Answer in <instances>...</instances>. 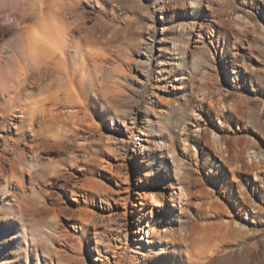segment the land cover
I'll list each match as a JSON object with an SVG mask.
<instances>
[{
  "label": "rangeland",
  "instance_id": "1",
  "mask_svg": "<svg viewBox=\"0 0 264 264\" xmlns=\"http://www.w3.org/2000/svg\"><path fill=\"white\" fill-rule=\"evenodd\" d=\"M87 1L62 0L64 5L56 7L63 6L60 12H65L66 27L83 25L78 29L95 36L90 49L97 51L96 57L101 56L96 59L99 66H94L95 75L103 80L114 101L108 106L110 109L87 114V123L83 121L84 113L75 119L76 124L70 122V135L47 145L35 162L41 164L20 166V179L25 186L34 180L46 182L44 190H50V195L45 191L43 198V194L41 199L37 196L42 205L41 201H34L37 198L31 191L25 194V211H21L24 214L17 217L19 221L11 225V230L14 232L15 226L23 228L25 236L33 238L36 251L28 254L23 250L25 246L18 250L15 243L10 264H129L131 259L133 264H145L142 254L131 251L137 233L130 230V215L123 216L122 208L130 209V199L136 196L134 189L145 193L153 189L164 194L159 207L153 206L158 231L153 249H158L169 226L159 216L172 210L170 185L175 179L187 192L184 201H189L183 205L189 216L185 214L182 225L175 221L170 235L177 236L181 230L195 226L198 233L209 231L210 247L217 251L207 264H264V215L253 218L249 214L254 206H260L264 187V0H199L201 18H192L191 11L182 13L190 0H98L95 7ZM67 2L72 6L67 7ZM195 20L197 25L188 32L183 45L174 49L175 24L190 27ZM199 22L209 26L210 33L199 36ZM163 26L166 29L162 33ZM8 40L10 43L12 39ZM57 82V73L50 74L46 90L47 86L49 91L55 90ZM112 86L119 88V93L111 91ZM193 110L199 115L197 120ZM107 111L125 119L127 134L121 136L110 128ZM148 118L155 122V136L162 139L161 149L165 153L169 147L170 151L173 149L177 160L174 163L168 157L157 171L153 166L146 167V154L137 152L135 147L139 126L144 138L152 132L145 121ZM119 119L120 125L123 120ZM169 138L174 140L172 145ZM2 146L0 142V150ZM24 153L28 155L27 149ZM137 154L140 161H136ZM10 156L8 153L5 160H0L3 170H7ZM95 161L102 163L95 165ZM70 170L80 176L87 174L80 177L81 183L86 179L83 196L72 195L64 188L63 180ZM127 195L129 198L124 200ZM216 202L224 208L223 212H230V222L225 223L227 216L216 215ZM25 205L33 206L28 209ZM108 205L114 210L109 211ZM150 211L147 207L149 218ZM137 212V219L145 227L151 224L149 218L142 221L143 214ZM221 221L227 225L223 228L227 230L225 234L223 229L217 234L216 224ZM82 223L90 226L84 234L80 231ZM90 224L99 226L102 232L93 236ZM119 224L128 228L126 235L116 234ZM96 238L120 248L114 254L100 245L97 250ZM75 242H79V248ZM3 257L0 250V264H4Z\"/></svg>",
  "mask_w": 264,
  "mask_h": 264
},
{
  "label": "bare ground",
  "instance_id": "2",
  "mask_svg": "<svg viewBox=\"0 0 264 264\" xmlns=\"http://www.w3.org/2000/svg\"><path fill=\"white\" fill-rule=\"evenodd\" d=\"M198 1L199 0H190L188 6H183L184 8L182 13L187 15V13L189 14L191 11L192 18H201L202 13L198 9ZM87 2L90 7L99 5L98 0H88ZM57 4L58 6L60 4L64 5L62 0L59 2L56 0H0V132L3 133H0V142L3 143L0 150V160H5V155L8 153L12 154V156H10L11 158L7 161V170L0 168L2 169L0 171V250L4 255V264L11 263L12 260H10V256L13 257L15 248L21 250V247L25 246L23 250H25L28 254L36 251L35 244L32 241L33 238H31V236L26 237V233L24 234L22 231L23 228L21 230V227L19 228L18 226H15V231L12 232L11 225L16 221H19V219L17 220L18 216L20 217L21 214H24L21 211H25L23 209V198L25 194L28 193L27 191H31L33 195H36V198L39 196L40 199L42 194V198L44 197V192L46 191L44 190L46 182L38 183L34 182V180L33 182H30V185L25 186L26 183L24 185L22 179H20V177L23 176V172L19 169L20 166H23L22 168L27 165L30 167L34 165L35 162L40 160L42 150L47 145L56 142L58 143L65 138L67 134H69L67 133L69 131V123L73 122V124H76L77 122L75 119L82 118L83 113L85 115L83 121L87 123V114L91 115V113H93L95 115L99 111L102 112L105 107L107 108L111 105V102L114 101L109 94L108 88L103 86V80L98 77V75H95V71H97V68L95 67L98 65L96 63V59L97 57H101L99 54L96 57L95 52L97 53V51L94 50V52H92L90 49L92 48L91 44H94L95 42V36L91 37L88 32L83 33L80 29H78L81 25L79 27L77 26L78 28L66 27L64 18L65 12H60V9L63 6L56 7ZM68 4L72 6V3L70 4L67 2V7ZM72 8H74V6ZM85 10L86 7L83 8V11ZM159 10L162 13L163 9L161 7ZM204 15L211 16V13H204ZM162 19H164V16H162ZM198 21H200V19ZM194 25H197L196 20L192 21L190 27H185V25H182L181 23L175 24L174 38L172 39V46L174 49L177 48L178 45H183L185 39H187L185 37L189 34L188 32L193 30L192 27ZM198 26L197 34L199 36L202 37L203 33L207 34V32H209L210 28L206 24L204 25L199 22ZM165 29L166 28L164 26L161 27L162 33ZM8 38L12 39L10 43L8 42ZM92 38L93 40H91ZM162 63L163 62H161V64ZM163 70L165 71L166 68ZM52 73H57L60 82H57L58 88L55 87V90H52L51 88L52 91H49L50 86L49 88L47 86V90L45 86L48 76ZM118 89L119 88L112 86L111 91L119 93L120 89ZM61 108L66 109V112H64V109L62 111ZM107 113L110 116V128L115 129L121 136L127 134L128 127L125 119L117 116V114L113 115L108 111ZM192 113L194 119L197 120L199 116L198 113L194 110ZM81 114L82 116L80 117L79 115ZM89 115L88 117H90ZM119 118L123 120L122 123L120 122V125L117 123ZM91 121H93V119ZM145 121L147 124L151 125L152 132L147 135L150 137L152 136L153 139H150L149 136L148 138H144L142 136L143 132L139 126L138 134L135 136V147L137 152H144L146 154V167L153 166V168L157 171L161 168V165L167 163L168 157L172 158L174 163L177 162L175 156H173L175 155L172 152L173 149L170 151V147L168 146L169 148L166 153L161 149L159 141L161 138L158 140V137L160 136H155V122L151 118H148ZM160 132H158V135ZM168 140L171 142L169 144L172 145L174 140H172V138H169ZM25 149H27L28 155L24 153ZM137 157L138 154L136 156V161H140ZM96 160H98V158ZM101 161H98L99 163L95 161V165L102 163ZM105 162V165L109 164L107 160ZM41 163L42 162L40 161V163L37 164ZM93 163L94 162H92V164ZM101 165H104V163ZM177 166L176 168L178 170L179 168ZM82 171L84 172L85 170ZM59 172L61 173V171ZM91 173L92 172H90V174ZM67 175H69V178L67 177L63 180L64 188L68 189L72 195L83 196V188L85 187L84 189H87L86 186H83L85 185L84 182L86 179L83 183H81L83 180H81L80 177L85 175L87 177V174L80 176L78 173L72 174L71 171L70 174ZM262 181L264 183V179ZM60 185H62V183ZM170 186V205L172 206V210L170 209L159 216L161 220L167 221L169 226L168 228H165V235L162 240L160 239L161 241L158 242L160 245L158 249H153V246L157 242L155 240L158 232L155 230L156 224L153 221L155 218L154 208L159 207L158 203L163 200L164 194H157L153 189L147 193L141 191L139 188L134 189V194H136V196L130 199V209H127V207L124 206L122 208L123 210H120L123 216L127 217L129 213L130 221L132 222V225L129 228L134 234L137 233V235L133 236L134 242L132 243L131 251L142 254V259L145 264H207L216 250L214 249L215 247H210L212 246L210 245V240H212L210 237L212 234L210 233V235L208 230V233H205L203 232L205 230L203 228L202 231H200L203 233H198L195 226L191 228L189 227V229L185 228L183 232L181 230L182 233L180 232L177 236L169 234L171 229H174L175 227H173L175 221L180 224L182 223V219L185 218L186 214L183 204H187L189 201H184L187 192H185V188L179 179L173 180ZM262 189L263 190L260 196L262 205H253L254 208H252L249 213L253 218L264 215V187ZM49 191H46L47 196L50 195ZM127 196L124 197V200L129 198V196ZM186 199H188V197ZM34 201H41L40 203H42V200H39L38 198ZM32 203L34 202L32 201ZM214 203L215 201L212 204ZM32 206L33 205L28 207V205H25L28 209H31ZM239 206L242 207V204H239ZM147 207H150L151 209L150 212L152 213V220L147 216ZM213 207H215V205ZM222 208L219 202H216V215L227 216L228 220L225 221V223H228L230 220L229 218H232L231 214L230 212H223L224 208ZM28 209H26V211H28ZM107 209L112 211L114 210V207L112 208L111 205H108ZM79 210L81 211L82 208L78 209V211ZM137 210L143 214L142 221L149 218V222H151V224L145 227L143 223H141V219H137V216L139 215ZM82 216L83 215H81V217ZM89 222L91 223V221ZM223 222L224 221H221L216 224L218 229L217 234H220V230L222 231V229L227 226ZM94 224L93 226L90 224L93 228V236L94 234L99 235L102 231L99 226ZM181 225L179 226L178 224L179 227H181ZM149 227H151V231ZM225 229H223V234L227 231ZM89 230L90 226L88 224H81V233L84 234ZM127 230V227L120 224L115 228L116 234L119 235H126L128 232ZM234 233L237 235L235 231ZM200 234L201 236H199ZM209 235L210 237H208ZM100 238H96L97 240L95 239V244L98 245L97 250L101 249H99L100 245L104 248V250L108 248L111 250V254H114L116 253V248H120V246L104 244L105 242H103ZM15 243L16 247L14 248ZM75 243H77V245L79 244V242ZM77 247L79 248V245ZM130 257H133L132 253ZM133 260L134 259H131L129 264H133Z\"/></svg>",
  "mask_w": 264,
  "mask_h": 264
}]
</instances>
